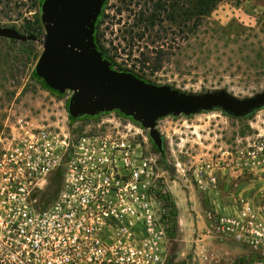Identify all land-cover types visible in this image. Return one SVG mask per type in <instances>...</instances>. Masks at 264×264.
<instances>
[{"label": "rangeland", "instance_id": "obj_1", "mask_svg": "<svg viewBox=\"0 0 264 264\" xmlns=\"http://www.w3.org/2000/svg\"><path fill=\"white\" fill-rule=\"evenodd\" d=\"M44 1L2 0L0 27L42 38L36 18ZM153 2L102 1L88 29L89 48L110 72L194 98L222 93L245 103L264 94V0H224L197 27L194 21L163 25L161 33L155 28L140 38L138 15ZM42 51V42L0 41V121L35 117L73 139L99 133L133 139L155 160L152 184L171 209H164L171 211L164 222V264H192L198 239L241 253L236 245L203 237L206 213L229 214L241 202L264 204V105L241 116L215 107L159 117L158 147L149 130L119 109L71 118L73 92H55L36 74ZM142 57L149 58L144 67Z\"/></svg>", "mask_w": 264, "mask_h": 264}, {"label": "built area", "instance_id": "obj_2", "mask_svg": "<svg viewBox=\"0 0 264 264\" xmlns=\"http://www.w3.org/2000/svg\"><path fill=\"white\" fill-rule=\"evenodd\" d=\"M154 164L133 139H73L41 118L8 115L0 121V264H164L167 214ZM232 209L207 212L203 237L241 253L198 239L192 264H264V204Z\"/></svg>", "mask_w": 264, "mask_h": 264}, {"label": "water", "instance_id": "obj_3", "mask_svg": "<svg viewBox=\"0 0 264 264\" xmlns=\"http://www.w3.org/2000/svg\"><path fill=\"white\" fill-rule=\"evenodd\" d=\"M103 0H45L40 8L44 27L42 54L36 74L55 92H73L68 113L73 119L83 114L95 116L119 109L133 116L160 147L155 121L169 114L190 115L215 107L235 116L248 114L264 105V94L245 103H236L224 94L202 97L178 95L169 88L146 86L130 76L115 75L90 50V30ZM0 38L36 42L12 28L0 27Z\"/></svg>", "mask_w": 264, "mask_h": 264}, {"label": "trees", "instance_id": "obj_4", "mask_svg": "<svg viewBox=\"0 0 264 264\" xmlns=\"http://www.w3.org/2000/svg\"><path fill=\"white\" fill-rule=\"evenodd\" d=\"M223 1L224 0H155V2L151 3L152 5L149 8L144 9V11L142 10L138 15L137 22L139 26L142 27V37L140 38H143L146 33L153 32L155 28L161 33L163 25L181 28L180 25L194 21V27H197L200 21L206 18L207 15ZM1 3L2 0H0V4ZM33 6H36L35 2H33ZM184 7L192 8L193 12L190 13L188 10H184ZM36 25H41V19L39 20L36 18ZM35 37L37 38L36 42H42V38L38 36ZM165 38L164 36V45L167 44ZM0 41H2V38H0ZM142 58L140 64L144 67V65L148 63L149 58ZM261 69L262 71L264 70V65L261 66ZM163 202V208L170 209L166 207L168 201L163 200ZM166 214V218L168 219L169 214L171 216V211Z\"/></svg>", "mask_w": 264, "mask_h": 264}, {"label": "flooded vegetation", "instance_id": "obj_5", "mask_svg": "<svg viewBox=\"0 0 264 264\" xmlns=\"http://www.w3.org/2000/svg\"><path fill=\"white\" fill-rule=\"evenodd\" d=\"M99 134H100V138H107V135L106 134H103V133H99ZM255 204H260V203H255Z\"/></svg>", "mask_w": 264, "mask_h": 264}]
</instances>
